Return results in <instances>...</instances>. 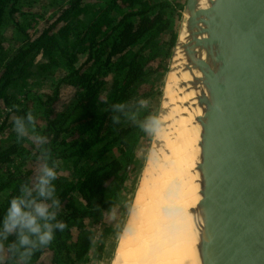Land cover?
<instances>
[{
	"label": "trees",
	"instance_id": "obj_1",
	"mask_svg": "<svg viewBox=\"0 0 264 264\" xmlns=\"http://www.w3.org/2000/svg\"><path fill=\"white\" fill-rule=\"evenodd\" d=\"M183 4L0 0V225L11 198L35 174L39 153L27 139L17 140L12 123L29 110L57 164L56 220L65 225L28 264L101 257L94 227L122 200L138 145L152 132L154 115L139 90L160 75L150 64L168 61ZM15 239L4 241L5 264H16L6 253Z\"/></svg>",
	"mask_w": 264,
	"mask_h": 264
},
{
	"label": "water",
	"instance_id": "obj_2",
	"mask_svg": "<svg viewBox=\"0 0 264 264\" xmlns=\"http://www.w3.org/2000/svg\"><path fill=\"white\" fill-rule=\"evenodd\" d=\"M208 1L184 0L143 166L159 144L166 86L194 91L201 109L202 201L192 211L199 264H264V0ZM178 46L182 64L174 60Z\"/></svg>",
	"mask_w": 264,
	"mask_h": 264
},
{
	"label": "bare ground",
	"instance_id": "obj_3",
	"mask_svg": "<svg viewBox=\"0 0 264 264\" xmlns=\"http://www.w3.org/2000/svg\"><path fill=\"white\" fill-rule=\"evenodd\" d=\"M208 2L200 0L202 7ZM178 40L186 41L184 27ZM175 53L174 60L182 64L179 46ZM181 79L189 77L183 73ZM195 95L171 83L166 86L154 139L159 144L152 146L143 168L133 212L110 264H199L196 215L192 213L202 201L197 169L200 126L196 122L201 109Z\"/></svg>",
	"mask_w": 264,
	"mask_h": 264
},
{
	"label": "clouds",
	"instance_id": "obj_4",
	"mask_svg": "<svg viewBox=\"0 0 264 264\" xmlns=\"http://www.w3.org/2000/svg\"><path fill=\"white\" fill-rule=\"evenodd\" d=\"M12 123L17 140L27 139L39 154L34 177L20 185L19 194L9 201L0 225V264H5L4 241L10 235L16 239L7 245V256L16 264H28L33 251L49 245L54 231L63 230L65 225L56 220L60 204L53 184L57 178V164L46 147L48 137L37 131L36 117L31 110L24 116H15Z\"/></svg>",
	"mask_w": 264,
	"mask_h": 264
},
{
	"label": "rangeland",
	"instance_id": "obj_5",
	"mask_svg": "<svg viewBox=\"0 0 264 264\" xmlns=\"http://www.w3.org/2000/svg\"><path fill=\"white\" fill-rule=\"evenodd\" d=\"M179 26V23L177 24ZM178 28V27H177ZM11 30L10 27L6 28V33H9ZM163 65V66H162ZM160 65L159 61H154L150 64L151 68H157L160 72V75L154 74V78L149 80L147 84H143L139 90L140 93H144L147 95L144 99H141V102L144 104H150L152 115H154L153 119L155 118L156 111L158 109L160 93L164 81V77L166 74L167 67L169 65V58L168 61H165ZM152 78V77H151ZM72 93H69L67 96L63 98V100H68L71 97ZM152 119V120H153ZM154 121L152 122L153 125ZM151 124V123H150ZM151 134L148 133L147 137L143 139L137 148L136 156L138 159V164L136 165L135 172L132 173V179L128 183V189L121 193L122 200L116 202L113 206L111 212H108L104 215L102 222L94 227V234L93 240L97 241L100 240L103 242V248L101 257H95L89 260V262L85 264H110L115 253L117 244L123 230L125 229L129 217L133 212V203L136 194V190L143 178V171L142 167L144 168L143 164L147 155L149 143H150ZM161 138V137H160ZM151 158L148 156V159ZM153 159V158H152ZM147 162V161H146ZM142 171V172H141ZM100 244V242H97Z\"/></svg>",
	"mask_w": 264,
	"mask_h": 264
}]
</instances>
